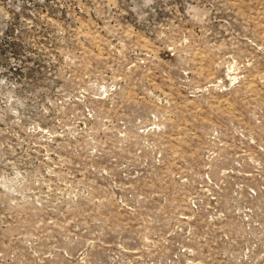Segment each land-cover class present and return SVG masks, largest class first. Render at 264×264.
<instances>
[{
    "label": "rangeland",
    "instance_id": "obj_1",
    "mask_svg": "<svg viewBox=\"0 0 264 264\" xmlns=\"http://www.w3.org/2000/svg\"><path fill=\"white\" fill-rule=\"evenodd\" d=\"M0 264H264V0H0Z\"/></svg>",
    "mask_w": 264,
    "mask_h": 264
}]
</instances>
